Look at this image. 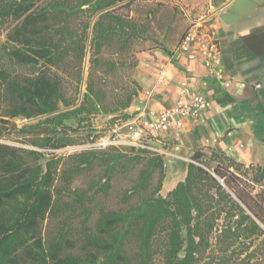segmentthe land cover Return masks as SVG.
I'll return each mask as SVG.
<instances>
[{"label": "trees", "instance_id": "trees-1", "mask_svg": "<svg viewBox=\"0 0 264 264\" xmlns=\"http://www.w3.org/2000/svg\"><path fill=\"white\" fill-rule=\"evenodd\" d=\"M120 1L125 0H0V31L13 26L8 33L7 56L12 67L30 68L29 74L0 68V121L6 124L9 118L46 116L19 130L37 131L30 140L34 149L0 143V264H156L160 253L162 264H197L213 234L225 247L232 242L264 243V166H245L215 149L211 154L219 160L217 165L205 168L191 161L185 179L166 195L160 193L165 177L162 154L136 147L80 154L79 166L91 170L96 164L103 171L99 189L104 192L109 191L119 170L144 159L147 166L123 199L125 207L100 213L92 231L83 227L75 232L65 216L55 233L42 234V221L58 217L61 204H65L64 211L69 205L60 201L57 195H62V190L55 185L63 172H59L61 157L42 149L75 144L70 135L73 122L82 125L101 113L121 121L133 116L128 108L138 95L137 88L109 108L90 76L77 104L80 87L69 92L59 72L52 70L54 66L62 68L63 62L75 56L82 60L88 39L90 53L97 57L113 34L128 33L132 25L113 11L104 12L93 25L86 22L81 34L71 26V18L87 11L102 12ZM103 17H111L117 27L102 24ZM135 29L132 26L129 35H135ZM45 153L52 157L43 164ZM201 156L206 153L198 151L193 159ZM135 194L140 198L132 203ZM87 196L83 192L75 195L83 211L90 209L86 202L94 199ZM162 232L166 240L159 248ZM132 243L135 251L130 250Z\"/></svg>", "mask_w": 264, "mask_h": 264}, {"label": "rangeland", "instance_id": "rangeland-1", "mask_svg": "<svg viewBox=\"0 0 264 264\" xmlns=\"http://www.w3.org/2000/svg\"><path fill=\"white\" fill-rule=\"evenodd\" d=\"M128 0L120 1L119 4L109 7L102 12L92 14L87 11L82 16L71 18V26L81 34L82 27L86 22L91 25L99 19L106 11H113L115 15L122 16L126 19L130 26H134L135 35L131 28L125 35L113 34L109 40H106L97 57H93L87 42L85 57L81 60L79 56L68 59L62 63V68L56 66L52 68L59 72L64 86L72 92L80 87L77 94V104L82 100L83 93L86 91V82L90 76H93L95 86L99 88L104 97V103L109 108L117 105L118 101L131 90L137 88L138 93L140 86L138 85L135 73L139 63V55L141 53L159 48L165 51H173L180 47L181 43L187 36L189 31L197 29L199 32L207 27L208 15L220 3L226 0H133L127 4ZM104 25H113L117 27V23L111 20V17H103L101 19ZM13 26L7 25L0 31V68H10V70L19 74H29L30 68L24 65H16L12 67V61L7 56L8 49V33ZM71 27V29H72ZM72 29V30H73ZM91 33L89 28L88 34ZM89 37V36H88ZM96 58V59H95ZM58 69V70H57ZM80 78V80H79ZM76 95V93H74ZM117 102V103H116ZM65 108L62 107V110ZM46 116L25 118L15 117L9 118V123L0 121V143L14 145L22 148L35 147L30 144L31 138L36 136L35 130H27L20 132L19 130L26 124H36L40 119ZM1 120V116H0ZM91 121L78 125L72 123L74 129L70 131V135L75 137L78 145L87 142L91 134L106 135L116 125H121L123 121L111 114H96L92 116ZM41 128V127H40ZM37 128L36 130H40ZM44 133H41L42 137ZM70 145V146H73ZM132 145H123L118 148L121 151H127ZM141 148V147H140ZM42 149V148H40ZM108 151L112 149L107 148ZM97 149H69L68 146L55 149H42L45 152H52L54 155L61 157L60 174H58L55 185L62 190L60 201L67 202L68 209L64 211V205L61 204V211L58 217H48L42 221V234L48 233L52 235L59 228V222L65 216H68L69 226L76 232L84 227L86 231H92L97 222V218L103 211L109 209H118L125 207L126 194L130 188L139 181L141 173L145 170L147 164L146 159L140 161L137 165L127 170L121 169L110 181V189L108 192L101 191L99 185L103 179V171L98 165H94L91 170H87L80 164V154L90 153V151H106ZM147 152L154 154L155 152L143 148ZM144 155H147L144 153ZM52 155L45 153L42 163L44 164ZM212 154L207 153L201 156L200 160H195L201 166L217 165L218 159H212ZM228 163V159L224 160ZM206 168V167H205ZM253 173L250 172V176ZM158 172L154 174L152 184L155 185L158 180ZM100 182V183H99ZM87 193L94 198L91 203L86 202L90 206L88 211H83L80 204L76 202L75 195L77 193ZM140 197L135 194L130 202L134 203ZM166 240V236L162 232L159 234L157 246L160 248ZM254 241L240 244L232 242L229 246H222V241L218 240L216 234L211 235L209 245L205 249L197 264H264V243ZM130 250L135 251V244L130 245ZM163 255L157 254L154 262L162 264Z\"/></svg>", "mask_w": 264, "mask_h": 264}, {"label": "crops", "instance_id": "crops-1", "mask_svg": "<svg viewBox=\"0 0 264 264\" xmlns=\"http://www.w3.org/2000/svg\"><path fill=\"white\" fill-rule=\"evenodd\" d=\"M207 33L220 50L210 66L196 41L187 52L154 48L139 55L135 78L140 90L128 108L130 119L156 120L161 110L176 108L192 91L210 101L196 115L172 117L168 130L148 131L146 142L164 152L162 195L185 179L198 151L215 149L245 166H264V0L214 6L200 32Z\"/></svg>", "mask_w": 264, "mask_h": 264}, {"label": "built area", "instance_id": "built-area-1", "mask_svg": "<svg viewBox=\"0 0 264 264\" xmlns=\"http://www.w3.org/2000/svg\"><path fill=\"white\" fill-rule=\"evenodd\" d=\"M199 42L200 51L206 56L205 64L210 66L217 56L219 55V47L217 41L213 38L212 34L207 33L201 35L200 32L195 29L189 31L187 36L181 43L178 49L187 52L193 42ZM152 96L151 92L147 93ZM210 107V101L207 100L202 94L192 91L189 97L185 101L178 103V106L172 110H161L158 113L157 119H150L144 117L143 119H129L124 121L121 125H116L112 131L106 135L96 136L95 134L90 135V139L82 144H76L68 146L69 149H97L105 150L110 147L120 148L123 145H132L136 148H146L155 153L163 154L164 152L148 144L145 140L148 131H165L171 126L172 117L176 115L189 116L196 115L200 111H203ZM154 115L153 112H150ZM196 164H199L193 160ZM200 165V164H199Z\"/></svg>", "mask_w": 264, "mask_h": 264}]
</instances>
